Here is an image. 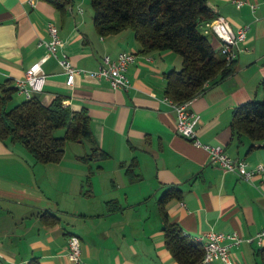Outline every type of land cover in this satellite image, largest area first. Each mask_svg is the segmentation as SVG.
I'll return each mask as SVG.
<instances>
[{
	"label": "crops",
	"instance_id": "obj_1",
	"mask_svg": "<svg viewBox=\"0 0 264 264\" xmlns=\"http://www.w3.org/2000/svg\"><path fill=\"white\" fill-rule=\"evenodd\" d=\"M233 1L208 4L234 31L249 26L234 71L209 82L190 108L200 116L202 144L222 146L231 158L254 168L264 163V140L238 139L232 119L240 104L264 99V0H244L241 8ZM249 3L258 4L255 12ZM62 5L0 0V84L23 78L42 60L46 49L39 42L49 39L47 25L53 22L65 42L63 51L80 69L97 70L106 56L136 53L128 69L132 88L114 90L107 80L83 75L69 87L56 59L41 63L47 77L34 97L49 104L60 95L72 110L86 108L106 155L98 152L85 160L92 146L84 140L68 143L60 162L42 164L23 144L0 140V264H28L35 257L41 264H68L71 235L81 240L84 264H179L166 246L160 210L170 187L180 191L165 210L186 235L237 233L244 241L231 250L234 264H264V249L246 241L264 230V179L247 181L213 163L205 148L177 132V113L164 100L165 75L182 67V57L143 52L131 29L100 35L91 3ZM205 35L220 52L221 40ZM15 95L11 106L27 99Z\"/></svg>",
	"mask_w": 264,
	"mask_h": 264
},
{
	"label": "trees",
	"instance_id": "obj_2",
	"mask_svg": "<svg viewBox=\"0 0 264 264\" xmlns=\"http://www.w3.org/2000/svg\"><path fill=\"white\" fill-rule=\"evenodd\" d=\"M63 7L66 0H49ZM209 0H90L94 26L102 36L131 29L143 52L172 51L182 57L179 70L166 73V96L176 103L193 100L202 94L207 84L225 79L234 71L222 52L217 51L200 27L217 16L209 7ZM261 86L264 90V78ZM17 89L12 80L0 84V140L21 143L38 163H58L68 142L87 141L91 155L101 151L95 141L91 119L86 108L74 111L65 106L63 96L44 104L35 96L17 105L11 101ZM65 129L64 136L55 135ZM233 135L247 137L251 142L264 140V99L240 104L233 113ZM180 190L170 187L160 199L164 218V237L167 248L179 264H200L202 244L186 235L176 222H171L166 203ZM263 260H264V251ZM28 264H41L32 258Z\"/></svg>",
	"mask_w": 264,
	"mask_h": 264
},
{
	"label": "built area",
	"instance_id": "obj_3",
	"mask_svg": "<svg viewBox=\"0 0 264 264\" xmlns=\"http://www.w3.org/2000/svg\"><path fill=\"white\" fill-rule=\"evenodd\" d=\"M31 4L35 0H28ZM237 8H241L246 1L234 0ZM250 8L255 12L258 4L249 3ZM204 34H214L221 40V52L225 56L227 64L233 63L240 51V46L247 38L249 26H244L238 31H234L229 22L221 16L206 22L202 26ZM49 34L48 40H41L39 46L46 49V54L42 60L32 65L25 73L23 78L15 80L14 85L19 94L25 95L27 99H32L35 92L43 90L47 75L42 70L41 63L49 58L57 60L66 75V84L69 87L74 86L75 79L79 75L90 76L97 80H107L114 90L128 91L132 88V83L128 77L130 65L135 63L137 55L134 52H121L116 59L109 56L104 57L102 64L97 70L80 69L74 65L70 57L63 51L64 40L59 34V28L55 23L50 22L47 25ZM175 110L178 116L177 132L186 139L191 140L196 146L205 148L210 153L213 163H218L227 172L237 173L244 180H253L256 177L264 179V163H260L254 168H250L243 160H234L231 158L222 146H210L202 144L198 138L197 127L200 116L197 112L191 110L192 100L184 103H176L169 97L164 99ZM196 241L202 244L203 259L200 264H234L232 248L239 247L244 239L237 233L224 234L211 230L203 236H197ZM248 243L256 242L264 249V230L256 237L246 240ZM68 264H84L81 258V240L77 235H71L69 238Z\"/></svg>",
	"mask_w": 264,
	"mask_h": 264
},
{
	"label": "rangeland",
	"instance_id": "obj_4",
	"mask_svg": "<svg viewBox=\"0 0 264 264\" xmlns=\"http://www.w3.org/2000/svg\"><path fill=\"white\" fill-rule=\"evenodd\" d=\"M82 3H83L84 8H86V7L88 6V4H90V0H82ZM17 96H18V95H15V98H16ZM64 133H65V129H59V130L56 131L55 135L58 136V137H62V136H64ZM68 143L75 144V143H73V142H68ZM68 143H67V144H68ZM85 144L87 145V143H85ZM66 147H67V146H66ZM80 149L83 150V146L80 147ZM67 151H68V152H72V150H70V149L68 150V148H67Z\"/></svg>",
	"mask_w": 264,
	"mask_h": 264
}]
</instances>
